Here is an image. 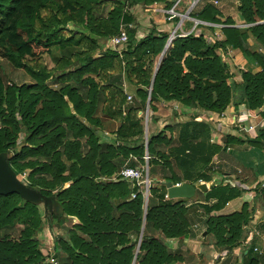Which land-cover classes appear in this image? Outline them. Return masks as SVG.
Returning <instances> with one entry per match:
<instances>
[{"label":"trees","instance_id":"16d2710c","mask_svg":"<svg viewBox=\"0 0 264 264\" xmlns=\"http://www.w3.org/2000/svg\"><path fill=\"white\" fill-rule=\"evenodd\" d=\"M107 2L0 0L4 63L28 72L33 81L29 85L7 84L0 74V155L6 156L7 165L18 176L24 169L33 170L28 187L56 204L53 215L58 224L70 216L77 218L78 224L65 229L66 236L55 242L58 264H174L180 259L178 248H168L167 240L189 234L190 216L196 210L208 216L206 232L212 234L215 246L229 251L246 238L243 227L250 219L247 205L242 204L239 211L221 212L228 201L237 199L238 192L219 185L211 186L205 194L197 191L199 196L195 198H166L165 183L176 184L179 177L167 158H152L156 145L153 135L148 136L147 144L150 185L146 207L140 188L122 180L102 182L98 178L110 177L122 164L136 166L129 156L140 160L144 155L139 115L144 111L150 86L149 107L165 99L222 113L233 96L232 86L225 84L230 77L234 90L239 91V101L250 115H256L264 104V52H255L250 40L264 51V0H237V11L247 26L234 27L232 20L226 19L223 24L227 26L220 28L222 39L208 41L197 30L212 25L202 24L186 36L176 35L153 81L156 57L169 34L155 27L139 34L130 9L135 4L153 3H164L169 9L172 2L111 1L104 16ZM217 15L218 10L209 2L189 13L207 23H219ZM172 19L179 20L177 16ZM68 22L77 27H67ZM123 28L127 41L121 48L99 49L103 40L118 36ZM227 48L251 57L260 71L241 69L229 75L218 51ZM52 49H57L59 56L55 66L47 70L40 59ZM47 81L56 86H49ZM124 81L135 86L137 97L131 103L126 102L121 90ZM260 117L264 118V112ZM151 119L157 120L155 116ZM110 122L118 123L116 147L98 141L100 130L114 128ZM21 133L24 137L18 143ZM256 133L250 146L264 151V125L257 126ZM230 142L237 140L228 135L225 143ZM185 145L191 153L201 146ZM184 147L178 149V159L190 157ZM182 165L192 178L194 167ZM158 166L164 169L162 176L156 175ZM165 166L170 175H166ZM133 192L135 197L131 199ZM254 192L264 204V187H256ZM12 197L16 195H0V229L4 232L0 238V264H39L44 257L37 240H33L34 231L41 226L38 207L33 203L23 204L22 210L10 206ZM16 221L24 225V231L12 240L8 230ZM259 231H264V222ZM256 255L248 250L243 264H257Z\"/></svg>","mask_w":264,"mask_h":264},{"label":"crops","instance_id":"0c3cea01","mask_svg":"<svg viewBox=\"0 0 264 264\" xmlns=\"http://www.w3.org/2000/svg\"><path fill=\"white\" fill-rule=\"evenodd\" d=\"M186 1L190 3L191 0H180L176 6V13L182 14L186 12L188 7L185 11L181 12V7ZM216 1L217 4L214 5L213 0H200L194 7L198 9L206 2H209L219 12V15L216 16L219 23H211L212 28H198V31L202 32L208 41L214 39L211 37V34L216 35L217 39L223 38L220 28L227 26L223 24L226 19H231L234 23L232 26L234 27L247 26L243 23L237 11V0ZM167 9L164 3H153L143 6L142 11L145 13L140 16V21L137 20L136 14L130 11L135 17V24L139 34L147 32V28L149 27H155L157 30L168 33L172 32L173 27H171V23L164 21V11ZM181 26L182 29L186 28L188 30L184 20H182ZM189 27L190 31L192 26ZM250 45L261 52L263 51L252 40H250ZM218 51L221 60L222 56L224 57L222 62L227 67L239 64L234 68L232 73L238 71L240 66L245 64L249 59V57L241 54L234 48H227L226 51L218 49ZM128 85L130 87H126L127 91L133 92L135 86ZM243 105L238 98H233L222 113H215L204 111L200 107L185 106L180 102L166 101L157 105V111L153 114L157 120H152L151 124H154L155 127L164 126L165 131L167 126H175L174 130L172 128V136L169 138L171 140H169L164 154L167 155L168 162L172 165V169L175 170L177 177H179V182L176 184L189 183L193 186L200 183L205 184V192L195 189L194 195L190 198L198 197L197 191L205 194L214 185L238 192L237 199L234 198L228 201L221 212L231 213L239 211L241 205L246 204L250 215L248 223L243 227V237L246 238L239 245L228 251L215 246L212 234L206 232V220L208 216L205 212L196 210L190 216L191 225L189 234L181 239L167 240L168 248L173 250H177L178 248L180 259L174 264H243V256L247 254L248 250H252L257 254V264H264V231H259L260 226L264 222V204L256 198L254 192L256 187H264V151H256L250 146L251 140H254L257 134L256 127L260 124L264 125V118L260 117V113L264 112V104L256 110L257 115L251 116V119L245 120L241 118L238 121L243 127L254 126L248 133L238 130L237 126L228 123L230 116L241 110ZM220 114H223V117H220ZM150 118L151 115L148 116L149 122L147 124H150ZM110 124L118 123L110 122ZM228 135H231L237 142L225 143L226 136ZM204 140L205 146L202 144ZM185 144L201 146L191 153V150ZM176 146H178V149L184 147V153L190 154V157L188 155L182 159H178L176 154H170L176 151ZM178 156L180 157L182 154L180 153ZM182 162L186 163L187 167H194H191L194 172L190 171L193 173L192 178L188 177L181 168L183 167ZM165 168L166 175H170L171 172L168 167L165 166ZM163 174L164 172L161 171V168H157L156 175L162 176ZM177 199L179 198H175L174 200ZM64 223V226L60 228L63 234H65V229L78 224V220L75 217H71L66 219ZM42 232L44 233L45 229ZM60 236L63 237V235ZM57 238L58 236L56 240ZM56 240H53L51 248L50 242L47 243H49L48 251L52 253V257L56 260V264H58L59 260L54 257ZM38 249L43 255L46 254L39 246Z\"/></svg>","mask_w":264,"mask_h":264},{"label":"rangeland","instance_id":"374dc122","mask_svg":"<svg viewBox=\"0 0 264 264\" xmlns=\"http://www.w3.org/2000/svg\"><path fill=\"white\" fill-rule=\"evenodd\" d=\"M107 4L104 6L103 8V12H102V15L106 16L107 12H109L110 10V5H111V1H117V0H107ZM172 2V4L175 2V0H170ZM213 7H215L212 3H210ZM189 3L188 1H186L184 3V5L181 7V12L185 11V9H187ZM202 7V6H201ZM199 7L198 9L200 10ZM143 9V6L141 4H135L131 7L130 11L135 13L136 16H137V20L140 21V16L142 14H144L145 12L142 11ZM184 22H185V25L186 27L188 28V30H186V28H183L182 32L183 33H187L189 32V26H192L193 23L191 21V18L190 16L188 17H185L184 19ZM164 21L166 23H171V27L172 30H175V28L177 27V23L178 22H175L173 21V19L171 21H166L165 18H164ZM179 21V20H178ZM80 26V25H78ZM67 27L73 29V28H76L77 26L73 25L71 22H68L67 23ZM150 28V27H149ZM147 28V29H149ZM198 31V30H197ZM171 33V31H170ZM168 33V34H170ZM177 33H181L179 31V29H177ZM211 37L215 38L216 35H213L211 34ZM102 41V39H100V42ZM121 48L120 46H114L112 43H111V39H105L103 40V43L101 44V47L99 48L100 50H105V49H119ZM255 52H259L261 54H263L264 51H259L257 49H254ZM5 53H6V48L5 47H0V67L2 69H0V74L3 75V78H4V81L7 82V84H16V85H21V84H32V79L30 78L29 76V73L24 71L23 69H12L8 66L5 65L4 63V60H5ZM97 54H95L96 56ZM58 56H59V52L57 49H52L51 53L50 54H43L41 55V65L42 66H45V68L47 70H50L51 68H53L55 66V62L56 60L58 59ZM164 56V55H163ZM160 58V54L156 57V62H155V66L157 65V62ZM163 58V57H162ZM221 63L223 65V62L221 60ZM226 65V64H225ZM223 65V66H225ZM239 64L237 65H233V66H229L227 67V65L225 66L226 67V71L227 73L230 75L234 68L237 67ZM155 69V67H154ZM153 69V70H154ZM244 69V70H247L251 73H256V72H259L260 71V66L251 58L249 57L248 61H246L245 64H242V66H240V69ZM232 79L230 77H227L226 80H225V84L227 86H232L231 87V91H232V94L235 98H238L239 96V91L237 90H234V87H233V84H232ZM49 81H47L48 83ZM125 83V84H124ZM124 83L122 84V87H121V90L125 96V100L127 103H131L132 99L137 97L136 96V92L135 90L133 92L131 91H127L126 87H130L128 84L127 81H124ZM49 86L51 87H55L56 84L50 82L48 83ZM149 90V89H148ZM147 90V91H148ZM235 91V92H234ZM233 96H232V99H233ZM128 97H130V99H128ZM170 101H175V102H178L179 101H176V100H168L167 102H170ZM234 101V100H233ZM163 102H166L165 99H160L156 102H153L151 104V107H149V104L150 102H148V98L146 99L145 101V108H144V111L139 115L140 118H141V127L143 128V131H144V155L142 156V158L139 160L137 157L135 156H129V158L133 159L134 161H136L135 165H145L147 164V166L149 165V159L145 160L144 157L146 156V154L148 155V152H147V144H148V136H151L153 135L156 139V145H155V148H154V153L153 154V157L154 159H157L158 161H160L163 158H167V155L164 154L165 152V149L167 147V143L169 142V139L170 136H172V128L174 130V125H172V127H166L167 129H165L164 131V126H161V127H155L154 124H151V121L152 119L150 118V124H147L148 121V116H153L154 112L157 111V105H159L160 103H163ZM257 115V114H256ZM195 116V114H194ZM198 117V116H197ZM253 117V116H252ZM252 117H248V118H244L245 120H248V119H251ZM239 120L236 118V121L234 124H237ZM118 128V124H114V128L113 129H108V128H105V129H102L100 130V139L98 140L100 143H107L113 147H116L118 143H115L114 142V139L117 138V129ZM171 128V129H170ZM170 129V130H169ZM23 134L21 133L19 135V138H18V143L22 142V139H23ZM85 142L83 141V144ZM125 144V143H124ZM127 144H130L131 143H127ZM126 144V145H127ZM84 146V145H83ZM129 146V145H127ZM84 150H86V147H84ZM175 152H169L170 154H178L179 153V150H178V146L175 147ZM149 156V155H148ZM153 159V160H154ZM163 160V159H162ZM161 160V161H162ZM7 165V163H6ZM125 164H122L121 166H124ZM119 166V167H121ZM157 168H160L159 166ZM7 169H9V171L12 173L13 175V178L19 182L21 185L25 186L26 188H29L28 185L32 183V181L29 179L30 177V174L31 172L33 171L32 169H24L23 172L20 174V176L16 175L15 172H13L9 166L7 165ZM162 169V168H161ZM36 175V174H35ZM112 176V175H111ZM110 176V177H111ZM102 179V182H105L107 181L106 179H103V177H100ZM105 178H109V177H105ZM96 180V179H95ZM150 180V178H149ZM68 186V183L66 184ZM66 185H64L65 187H67ZM35 192H39L35 189H32V188H29ZM13 195H16V197H12L13 201H12V204L10 206H16V208H21V210L23 209V204H27V203H33L35 204L37 207H38V218H39V221H40V228L35 230L34 231V234H33V240H37V243H38V246L39 248L46 254H42V256L44 257V260L42 262H45L47 260H50L52 257V253L50 251H48V247H49V243L47 242H50V248H51V244L53 243V240L55 241L56 240V237L60 236V235H63L66 236L65 234H63V232L60 230L61 226H64V222L62 224H58L56 223L57 222V219L54 218V212L52 210H49V209H46L45 206H44V201L43 199L45 198H49L45 195H42L40 192L39 194L42 195V197L40 198V202L38 203H35L36 201H33L32 198H28V197H25V196H20L19 194L17 193H12ZM11 195V194H9ZM37 198V196H36ZM72 216L68 217V218H71ZM76 218V217H75ZM27 225V223H26ZM25 225V227H26ZM10 228V237L12 240H17L18 238H20L21 236V233L24 231V225L20 222V221H16V223L14 225H10L9 226ZM45 229V232L43 233L42 230ZM2 235L4 236V232L2 231V229H0V238L2 237ZM51 240V241H49ZM171 243V242H170ZM169 243V244H170ZM171 246V244H170ZM41 262V263H42Z\"/></svg>","mask_w":264,"mask_h":264},{"label":"built area","instance_id":"2783aa9c","mask_svg":"<svg viewBox=\"0 0 264 264\" xmlns=\"http://www.w3.org/2000/svg\"><path fill=\"white\" fill-rule=\"evenodd\" d=\"M198 1H200V0H191L189 3L188 9L186 10V12H184L182 14L176 13V6L179 4L180 0H176L175 3L169 9L164 11V13H165L164 16H165L166 21L172 20V17H174V16H177L179 18V21L177 23V27L169 35L171 40L176 35L177 36H186L199 24H202L205 26L212 25L211 23H207L204 21H200V20L191 18V21L193 23L191 30L187 33L182 32L183 31L181 28L182 27L181 26L182 20L185 17L189 16L190 11L196 6ZM213 4H217V1L213 0ZM177 29H179V31L181 32L180 34L177 33ZM126 41H127V35H126L124 28L121 29L118 36L113 37L111 39V43L114 46H121ZM223 59H224V57L222 56V60ZM128 99H130V97H128ZM222 115L223 114H220V117H223ZM251 116L252 115L249 114L246 107L243 105L241 110H239L236 113H233L232 116H230V118L228 119V123L234 124L236 121V118L240 121L241 118H248ZM234 125L237 126L238 130L244 131L245 133H248L254 127V126L243 127V125H241L239 122H237V124H234ZM144 159L145 160L149 159V156L146 154ZM103 179L110 180V181H119V180L126 181V182L131 183L133 186L140 188L143 191L144 197H146L148 194L150 180L148 177V166H147V164L141 165V166H139V165H136V166L124 165L119 169V171L114 173L111 177H109V178L103 177ZM98 181H102V179L98 178ZM174 185H179V184H174ZM134 197H135V193L133 192V193H131L130 198H134ZM254 250H256V249H254ZM39 264H56V260L54 258H51L50 260H47V261L39 263Z\"/></svg>","mask_w":264,"mask_h":264},{"label":"water","instance_id":"95a60500","mask_svg":"<svg viewBox=\"0 0 264 264\" xmlns=\"http://www.w3.org/2000/svg\"><path fill=\"white\" fill-rule=\"evenodd\" d=\"M171 41V38L168 37L167 42L160 54V58L157 62V66L155 67L152 80L154 79L156 70L158 68V65L160 63V60L162 59L167 47L169 46ZM151 86L148 90V102H149V94H150ZM5 155H0V195H9L12 193H17L20 196H25L28 198H32L33 201H36L35 203L40 202V198L42 197L39 192H35L29 188H26L25 186L21 185L19 182H17L14 178L12 173L7 169L6 161H5ZM166 187V196L168 199H186L190 198L194 195L195 189H198L200 191L205 192L206 186L203 183L197 184L195 186L189 184V183H181L179 185H173L171 182L165 183ZM37 196V198H36ZM44 206L46 209L52 210L54 212L56 204L54 202H51V198H45L43 199ZM147 202V196L145 197V207ZM61 212V208H60ZM143 228V226H142Z\"/></svg>","mask_w":264,"mask_h":264}]
</instances>
